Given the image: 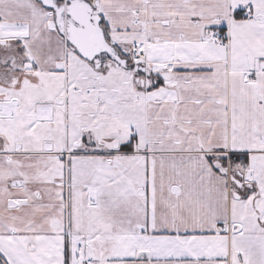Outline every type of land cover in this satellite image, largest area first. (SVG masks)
<instances>
[{
    "label": "snow or ice",
    "instance_id": "1",
    "mask_svg": "<svg viewBox=\"0 0 264 264\" xmlns=\"http://www.w3.org/2000/svg\"><path fill=\"white\" fill-rule=\"evenodd\" d=\"M0 264H264V0H0Z\"/></svg>",
    "mask_w": 264,
    "mask_h": 264
}]
</instances>
